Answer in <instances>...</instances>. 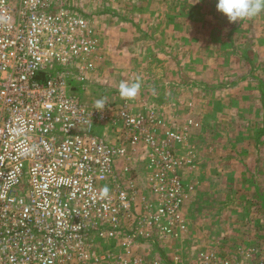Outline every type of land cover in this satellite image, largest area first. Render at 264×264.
Instances as JSON below:
<instances>
[{"label":"built area","instance_id":"2783aa9c","mask_svg":"<svg viewBox=\"0 0 264 264\" xmlns=\"http://www.w3.org/2000/svg\"><path fill=\"white\" fill-rule=\"evenodd\" d=\"M98 48L90 20L62 0H0V264H164L137 254L139 239L187 229L174 147L183 135L165 124L160 142L149 129L162 123L154 111L103 99L101 112L76 92L95 70ZM109 121L122 122L132 145L150 147L157 198L141 197L146 231L133 226L136 193L116 175L127 149L99 131ZM210 255L204 264L229 263Z\"/></svg>","mask_w":264,"mask_h":264},{"label":"rangeland","instance_id":"374dc122","mask_svg":"<svg viewBox=\"0 0 264 264\" xmlns=\"http://www.w3.org/2000/svg\"><path fill=\"white\" fill-rule=\"evenodd\" d=\"M62 1L90 20L99 39V48L90 57L97 66L88 81L79 83L76 92L92 104L105 99L119 109L128 101L132 113L149 115L154 111L162 123L151 121L149 129L160 142L166 138L165 124L183 135V141L174 143V147L177 159L184 165L186 194L182 213L187 229L182 236L168 239L155 230L152 241L139 239L138 245L157 243L158 248L159 241L163 245L175 244L177 253L183 252L180 256L192 260L198 257L202 264L212 253L228 260V264H247L244 260L257 251L249 246V241L257 243L260 236L245 232L248 216L253 212V220L259 221L261 207L254 199L260 191L264 195V184L260 190L252 184L260 180L258 169H249L259 161L257 140L262 139L264 149V106L261 119L256 104L261 93L264 98V11L230 23L217 11V0ZM117 13L141 25L139 30L134 28L138 38L129 35L132 41L122 39L125 31L133 30L129 28L131 22L118 30ZM163 50L166 55L160 52ZM136 52L140 54L134 57ZM162 65L170 70L166 77L149 70L151 66ZM164 81L168 84L165 88ZM121 82L139 83L138 94L131 99L122 98ZM229 82L231 86L217 91L219 84L224 87ZM155 96L168 98L159 114L148 103ZM176 102L177 105L173 104ZM120 123L109 121L99 131L114 144L123 142L127 149V157L119 160L116 175L125 189L136 193L137 216L133 226H142L146 231L143 218L147 210L141 197L153 202L157 198L149 185L146 149L150 147L146 148L140 138L132 145ZM190 155L193 161L186 165ZM191 227L206 230L202 234H189ZM172 238L175 242L170 243ZM226 243L228 250L223 247ZM216 245H220V250ZM157 251L139 255L162 261V251L160 248ZM260 256L255 259L258 264L264 253Z\"/></svg>","mask_w":264,"mask_h":264},{"label":"crops","instance_id":"0c3cea01","mask_svg":"<svg viewBox=\"0 0 264 264\" xmlns=\"http://www.w3.org/2000/svg\"><path fill=\"white\" fill-rule=\"evenodd\" d=\"M139 1H141V0H139ZM162 1L163 2H166V0H162ZM137 5L140 6L141 4L138 2ZM134 6L135 5L133 4L131 6V8L134 7ZM151 8H155V7L153 5H151ZM116 9H119V8H116ZM115 16H116L115 17L116 20H119V21H117V25L119 26L118 30H122V26L123 25H127V24H129L131 22V25H130L129 28H131V30H133V31H131V32L125 31L126 34H123L125 38H122V39H127L128 38L127 36H129V35H131V38H138L137 35H139V33H134V30L135 29L136 30H139L140 28H138V27H140L141 25H137L134 22L129 21V19L124 18L122 13H117ZM140 24H141V22H140ZM105 25L109 26L108 23H105ZM129 38H128V40L129 41H132L131 38L130 39ZM133 40H135V39H133ZM160 52H162V54L166 55V51L165 50L160 51ZM137 54H140V52H136V54H134L133 56L136 57ZM162 54H160V55H162ZM149 70H151L150 71L151 73L163 74L164 77H166V74H168L169 71H170L169 68L166 65H162L161 67H158V68H155V66H151V68ZM260 82L262 83V80L259 79V86L261 88ZM167 85H168L167 82H165L163 84V88H165ZM218 86L219 87H218V90L217 91H221V89H223V88H225L227 86H231V82H229L227 85H224V87H221L220 84ZM215 93H216V90H215ZM261 94L259 95V98L256 99V101H257L256 104H257V106H259V109H260L259 117L262 119V116L263 115H262V111L261 110H262V106H264V98H263V96ZM167 99L168 98L165 99V98H160L158 96H155V97L151 98V100H149L148 103H150V105H152V108L159 114L161 112V107L163 106L165 108V105H166L165 103H166ZM248 100L252 102V99H248ZM173 104L177 105L178 103L176 102V103H173ZM170 118H172V117H170ZM261 140L262 139L257 140V142H256L257 143L256 149H259V161L255 164V166H253V168L252 167H249L250 171L255 170V169L256 170L258 169V171H259L260 180L258 182L257 181H253V183H252V180H251V183L253 185H255V186L257 185L258 188H259V190L262 188V186L264 184L263 183V179H264V175H263L264 174V162H262V158H263V154H264V149H263L262 141ZM179 150L180 149H178V151ZM248 182H249V180H248ZM255 198L256 199H254V202H255V200L258 201L259 202V205L261 207L260 213H259V221L257 220V218L255 220H253V217H255L254 216V213L253 212L250 213V216H248V218H249L248 229L245 230V232L248 233L250 236L256 235V234H258L260 236H259V239H258V242L257 243H255L252 240L249 241V246L251 248H253V249H257V251H255L253 253L252 257L247 258L246 259L247 261L244 260L247 264H258L257 262L259 260L256 261L255 260L256 257H258V255H259V259H260V257H261L260 255L262 253H264V195H262V192L260 191V194L258 195V197H255ZM248 202H252V201L250 199H248ZM186 214L188 216V213H186ZM199 215H200V218H201V215L202 214H201L200 211H199ZM232 216H233L232 218H233V221H234V218H235L234 216L235 215L232 214ZM205 230L206 229L203 228V232ZM235 231H237V230L235 229ZM190 232L191 233H195V234H202L203 233L201 229H198L196 227H194V229H192V227H191V230H189V234H190ZM189 237H191V235H189ZM169 241H170V243H171V241L172 242H175V239L172 238ZM159 242H158V245L159 246H157V247L160 248L161 251H162V256H163L162 257V261H163L164 264H202L201 263L202 261H200V259L198 257H195L192 260V258H187V257L184 258L183 256H180V255L183 254V252L181 251V253H177V251H176V245L175 244L163 245V244H160ZM156 245H157V243L155 244V246ZM155 246H148L146 244H141L140 243L139 245L136 246L135 252L137 254H141L143 252L145 253L147 251L155 250L156 253H159L158 252L159 250L157 251L158 248H155ZM191 247L194 248L193 243L191 244ZM223 247H226L227 250H228L229 249L228 243L224 244ZM216 248L218 250H220V245L219 246L216 245ZM194 253L197 254L198 251H194ZM196 254H194V256H196ZM250 256H251V254H250ZM222 258H220V259H222ZM223 260H224V258H223Z\"/></svg>","mask_w":264,"mask_h":264},{"label":"clouds","instance_id":"9594fccd","mask_svg":"<svg viewBox=\"0 0 264 264\" xmlns=\"http://www.w3.org/2000/svg\"><path fill=\"white\" fill-rule=\"evenodd\" d=\"M217 11L227 17L230 23H236L240 20H245L258 15L264 11V0H217ZM140 90L139 83L129 84L121 82L119 92L122 98H134ZM97 111L105 109V101L97 100L95 103Z\"/></svg>","mask_w":264,"mask_h":264}]
</instances>
